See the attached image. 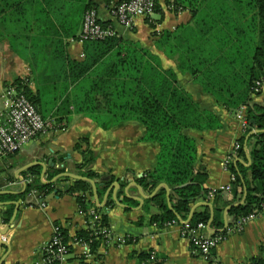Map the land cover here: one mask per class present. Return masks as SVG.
<instances>
[{"label": "crops", "instance_id": "0c3cea01", "mask_svg": "<svg viewBox=\"0 0 264 264\" xmlns=\"http://www.w3.org/2000/svg\"><path fill=\"white\" fill-rule=\"evenodd\" d=\"M92 1L97 7L99 20L116 29L117 37L136 43L156 55L163 69H170L175 73L178 86L190 95L198 109L211 111L217 116L221 123L219 129H186L184 132L195 142L194 167L196 172L206 175L203 188L211 191L230 185L231 174L223 164L234 144L245 134L242 121L237 115L245 117L247 105H241L233 113L227 112L216 96L204 91L196 78L180 70L179 59L168 57L155 46L159 32H174L180 27H183L182 31L191 30L190 13L165 10L164 0H158L162 18L158 13L149 17V20L138 17L130 31L116 24L109 14L112 6L119 0H112L109 6L104 0ZM50 3L54 4V9L48 7ZM34 7L45 11L41 15L36 11L13 12L11 16L9 14L10 21L8 13H4L7 21L2 26L0 40V110L2 92L15 78L31 79L30 88L33 92L46 88L53 97L58 98L60 93L53 90V85L64 87L72 79L61 58L57 56L63 53L71 60H84L83 43L73 41L81 29L85 12L83 3L43 0L37 4L35 0ZM158 20L160 21L157 22ZM149 21L155 25L154 28L149 26ZM250 99L251 104L264 107V83L260 94L250 95ZM58 105L59 102H53L52 105L45 104V108L52 113ZM41 108H44L42 103ZM69 110L73 108L69 107ZM58 119H61L60 125L51 121L59 126V130L46 132L21 150L0 158V233L9 227L4 236L0 234V242H4L0 247V264H38L41 261L40 249L51 238L54 225L61 226L68 236V243L72 248L67 258L68 264H249L253 258L264 259V211L246 222L240 232H227L224 240L214 249L211 262L194 256L188 241L180 235L179 225L189 224L195 212L208 211L210 218L206 223V233L212 235L221 231L210 225L216 218L217 222L223 224L224 231L228 209L240 202L232 197L233 184L229 193L222 192L219 197L204 198L194 203L187 220L176 218L178 226L160 227L150 220L151 215L159 213L158 210L152 206L145 209L149 199L142 203L136 201L141 194L149 196L154 191L141 188L137 179L154 168L158 153L157 144L142 141L143 127L137 122L128 121L103 130L91 119L74 113L58 116ZM249 135L245 136V140ZM81 138L87 139V144L82 145V149L89 150L96 156L89 169L105 178H114L103 196L98 198L101 208L95 203L94 194V206L90 208H97L100 215L107 216L108 228L118 242L104 245L99 241V247L91 252V258L85 256L88 249L71 244L77 232L87 230L88 222L78 214L80 210L74 196L64 193L69 182H61L57 187L60 190L58 192L45 196L37 192L44 206L31 199V191L23 196L27 185L32 182V178L24 177V173L32 166L41 168V183L55 181L56 178L50 181L47 178L59 168H63L66 174L76 175V167L84 161V156L75 149ZM35 163L41 165H32L23 170L26 165ZM232 164L236 169L239 166L249 167V151L245 144L244 157L239 158L237 155ZM69 180L71 182L73 179ZM243 181L246 187L252 185L248 174ZM115 182L118 186L112 188ZM168 189L172 207L174 202L171 201L170 188ZM113 198L120 200L121 205H117ZM108 200L113 205L106 206ZM151 254L154 256L153 260L150 259Z\"/></svg>", "mask_w": 264, "mask_h": 264}, {"label": "trees", "instance_id": "16d2710c", "mask_svg": "<svg viewBox=\"0 0 264 264\" xmlns=\"http://www.w3.org/2000/svg\"><path fill=\"white\" fill-rule=\"evenodd\" d=\"M34 1L0 0V40L2 26L7 21L5 12L10 21L9 14L11 16L13 12L36 11L41 15L45 11L35 8ZM72 1L83 3L84 11H97L92 0ZM111 1L104 0V3L109 6ZM40 2L43 0H37V4ZM164 3L173 13L188 11L192 21L191 30L182 31L183 27H180L174 32L155 33L156 48L170 58L179 59L180 70L196 78L204 91L216 96L227 112L233 113L241 105H247L245 134L236 143L240 145L237 152L239 158L244 157L246 145L250 164L248 168L238 165L239 169H236L232 162L229 167L234 177L232 197L240 202L228 209L224 231L223 224L217 222V218L210 223L214 228L221 229L216 234L225 238L228 230L236 227L241 218L259 212L264 203V133H251L252 130L264 131V107L250 103L254 82L264 77V0H164ZM48 5L54 9L53 3ZM155 13L162 18L157 1ZM100 24L108 25L101 21ZM148 24L151 28L155 26ZM83 45L82 61L71 60L63 53L57 56L72 79L64 87L53 85V90L60 93L58 98L53 97L46 88L33 92L30 88L32 80L28 78H15L10 85L36 107L43 119L54 120L58 125L61 123L58 116L73 113L91 119L103 130L128 121L139 123L144 129L142 141L157 144L158 153L154 168L138 178L137 184L149 192L161 183L167 184L171 201L174 202V212L182 220H187L192 205L206 199L209 191L203 188L205 173L195 171V142L184 131L219 129L221 123L217 116L211 111L199 110L190 95L178 86L175 73L163 69L159 58L138 44L113 37L84 42ZM53 102H59V107L50 113L45 104L52 105ZM41 103L44 108H41ZM69 107L73 110H69ZM247 134L250 135L245 140ZM86 144L87 139L81 138L75 145V149L84 156L75 174L85 180L70 182V178L61 176L64 169L59 168L47 178L48 181L56 178L55 181L41 183V168L32 166L24 173V177H31L32 182L27 185L23 196L31 190L45 196L60 191L57 187L61 182H69L64 193L74 196L78 209L86 214L94 206L91 181L96 185L98 198H101L114 180L113 176L105 178L89 169L96 156L82 149V145ZM247 174L252 185L246 187L243 179ZM221 193L217 191L213 197ZM111 205L113 202L108 200L106 206ZM149 206L159 212L151 215L152 223L164 227L176 221L174 213L167 206L164 188L156 191L146 202L145 209L148 210ZM209 218L208 211L195 212L189 225L207 223ZM85 219H88V215ZM99 223L102 227H108L105 214L100 215ZM62 237L64 242H68L65 230ZM97 237L91 230L79 231L75 235L78 240L89 241L91 252L99 247ZM71 249L69 246L70 252ZM249 264H264V259L253 258Z\"/></svg>", "mask_w": 264, "mask_h": 264}, {"label": "built area", "instance_id": "2783aa9c", "mask_svg": "<svg viewBox=\"0 0 264 264\" xmlns=\"http://www.w3.org/2000/svg\"><path fill=\"white\" fill-rule=\"evenodd\" d=\"M155 6L156 0H122L119 4L114 5L110 9L109 14L116 24L131 31L135 19L138 17H151L154 14ZM113 37H117L116 29L110 25H101L98 13L95 9H88L84 12L81 21V29L76 38L77 42L99 41ZM263 83L264 77L254 82L251 88L252 95L260 93ZM1 98L0 158L21 150L26 144L46 132L59 130L57 124H54L51 120L43 119L36 107L24 95L18 94L15 87L12 85H8L5 90H3ZM237 116L241 119L243 128L246 129L247 123L245 118L242 117L241 114ZM239 148L240 145L235 143L230 153L226 156L223 164L226 170H229L231 163L237 156ZM233 183L234 177L231 176L230 185L221 186L217 190L209 191L207 198H213V194L217 191L229 193L232 189L231 184ZM29 196L35 203L44 206L37 191L31 190ZM261 211H264V203L261 205V210L258 213L241 218L239 224L231 230H228V233L240 232L243 225L255 218ZM78 214L85 218H87L88 215L87 230H91L98 235V240L104 245L118 242L108 227L101 226L99 223L100 215L97 211L90 209L86 214L82 211H79ZM176 224L175 221H172L169 225ZM179 226L180 235L188 241L191 253L205 262L213 261V251L218 244L224 240V237L218 234L210 235L206 233V223L203 222H198L194 226H190L188 223ZM62 231L63 229L61 226L54 225L51 238L46 241L40 249L41 261L38 264H68L67 258L70 255L69 243L63 241ZM71 244L88 249L85 256L92 257L89 241L78 240L74 236ZM150 259H154L153 254L150 255Z\"/></svg>", "mask_w": 264, "mask_h": 264}, {"label": "water", "instance_id": "95a60500", "mask_svg": "<svg viewBox=\"0 0 264 264\" xmlns=\"http://www.w3.org/2000/svg\"><path fill=\"white\" fill-rule=\"evenodd\" d=\"M254 133H264V131H262V130H255ZM237 162H239V161H237ZM235 163H236V162H235ZM32 165H41V164H39V163L29 164V165H26V166L23 168V170H26L27 168H29V167L32 166ZM42 167H43V166H42ZM18 173H20V172H18ZM18 173H17V174H18ZM42 175H43V173H42ZM42 175H41V176H42ZM61 176H62V177H67V178H70V179H73V180H85V178H83V177L76 176V175H72V174H66V173H64V174H62ZM91 186H92V192H93V194H94V201H95V203L97 204V206H98L99 208H101L100 204H98V196H97V193H96V185H95V183H94L93 181H91ZM117 186H118V185H117L116 182L112 184V188H117ZM134 186L137 187V188H139L137 184H135ZM160 188H164V190H165V192H166V201H167V206H168L169 210H171V211L174 213V215H175V217H176L177 219H180L179 216L174 212V210H173L172 207L170 206L169 189H168V186H167L166 184H164V183L159 184L149 196H144V195L141 194V195H140V198L136 199V201L139 202V203H142L143 200H145V199H150V198L156 193V191H158ZM244 196H246V191H245V193H244ZM113 199H114V201H115V203H116L117 205H119V206L121 205V203L119 202L120 200L118 201L116 198H113ZM225 227H226V226H225ZM8 230H9V227H8L4 232H2V233H0V234H1L2 236H4ZM3 245H4V242H0V247L3 246Z\"/></svg>", "mask_w": 264, "mask_h": 264}, {"label": "rangeland", "instance_id": "374dc122", "mask_svg": "<svg viewBox=\"0 0 264 264\" xmlns=\"http://www.w3.org/2000/svg\"><path fill=\"white\" fill-rule=\"evenodd\" d=\"M157 1V3H158V0H156ZM165 4V3H164ZM164 9L166 10V9H168V6L165 4L164 5ZM149 23H151V21H149ZM74 41V40H73ZM76 41V40H75ZM90 209H94L95 211H96V209L95 208H90ZM98 214H99V212H97ZM100 215V214H99Z\"/></svg>", "mask_w": 264, "mask_h": 264}]
</instances>
